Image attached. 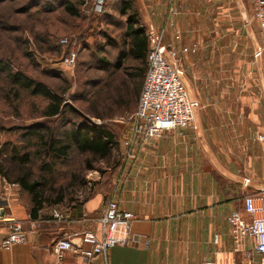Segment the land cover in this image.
<instances>
[{
	"label": "crops",
	"instance_id": "0c3cea01",
	"mask_svg": "<svg viewBox=\"0 0 264 264\" xmlns=\"http://www.w3.org/2000/svg\"><path fill=\"white\" fill-rule=\"evenodd\" d=\"M135 6L146 36L150 28L163 32L183 80L198 79L200 90L189 94L199 102L218 95L229 102L220 111L226 120L210 123L202 116L212 109L199 113V107L194 128L165 131L137 146L133 157L124 154L111 171L90 177L89 192L69 201L63 220L45 214L28 219V198L0 176V208L22 221L27 233L26 241L3 248L9 229L0 223V264H225L240 257L231 250L227 215L242 209L245 194L264 187V141L255 139L264 134V50L254 55L262 42L251 0H135ZM234 68L236 78L220 74ZM220 82L225 88L218 93L214 86ZM110 197L132 212V231L148 244L114 246L89 261L72 250L55 256L52 241L64 233L101 234L97 219ZM72 241L89 248L76 236ZM252 248L248 240L257 264Z\"/></svg>",
	"mask_w": 264,
	"mask_h": 264
},
{
	"label": "rangeland",
	"instance_id": "374dc122",
	"mask_svg": "<svg viewBox=\"0 0 264 264\" xmlns=\"http://www.w3.org/2000/svg\"><path fill=\"white\" fill-rule=\"evenodd\" d=\"M114 1L109 0L102 12L95 13L93 0H82L78 7L82 15L80 19L67 15L60 5V0H0V59L13 71L18 70L62 94L65 102L77 110L75 120L81 121L86 118L96 125L103 124L117 140L111 156L96 159L92 162L91 169L86 168L85 161L88 157L86 154L72 153L69 168L83 181L82 185L69 189L73 192L72 200L84 197L89 192L90 185L86 181L90 177L111 171V166L123 158L124 147L121 141L129 124L125 120L135 110L139 97L135 94L134 81L128 74L129 67L139 64V61L127 58L119 66L112 64L109 71L96 66L94 47L95 43H103L102 31L108 32L118 42L120 41L118 34L122 31L123 25L119 19L124 18L115 16L113 22L109 18L106 19L104 14L106 11L116 15L111 7ZM64 38H67L66 43L62 41ZM103 45L105 51L113 53L116 51L107 44ZM71 53L74 54V62L68 63L65 59ZM225 71L222 70L220 74L222 76L228 74L234 78L240 74L236 68ZM184 81L193 96L195 90H200L196 77V83L192 79ZM126 87H130V90L127 91ZM214 87V91L220 93L224 90L225 84L220 82ZM236 88L237 85H234L232 90L235 91ZM127 93L128 105L120 106L118 99ZM75 96L80 100H74ZM228 103L226 99H221L220 95L217 99H202L198 111L204 113L205 109H212L209 117L204 115L202 118L206 121L208 119L210 123L221 124L225 117L220 115V111ZM230 103L235 107L237 101L232 100ZM43 105V100L39 96H31L11 86L7 75L0 71V124L11 128L45 121L52 128H58L60 126L58 119L48 120L40 115ZM96 111L105 117H97L94 114ZM231 118L236 124L237 117ZM15 137L12 133L3 135L2 139L14 140ZM69 201L66 198L61 205L45 206L40 214L50 216L52 210L56 209L64 216ZM225 264H241V259L235 256Z\"/></svg>",
	"mask_w": 264,
	"mask_h": 264
},
{
	"label": "trees",
	"instance_id": "16d2710c",
	"mask_svg": "<svg viewBox=\"0 0 264 264\" xmlns=\"http://www.w3.org/2000/svg\"><path fill=\"white\" fill-rule=\"evenodd\" d=\"M108 1L104 3L101 12ZM81 2L82 0H60V5L67 15L81 19L78 8ZM111 7L116 15L105 11L106 19L115 22V16L124 18L119 19L123 25L118 34L120 41L102 31L103 43H95L94 47L96 66L109 71L112 64L119 66L124 59L139 61V64L129 67L128 73L134 81L135 94L139 95L147 69L148 39L145 27L140 23L135 0H115ZM103 44L116 51H105ZM0 71L7 75L11 86L43 100L42 117L60 121L58 128H52L45 121L11 128L0 124V176L9 183L18 184L21 193L28 198L31 218H38L45 206L60 205L66 198L72 200L73 192L69 189L82 185L79 175L69 168L72 153L86 154V168L91 169L92 162L96 159L111 156L117 140L103 124L96 125L86 118L75 120L77 110L65 102L62 94L56 93L45 83L18 70L13 71L2 59ZM129 88L126 87L127 91ZM128 96V93L121 95L118 104L128 105ZM77 99L80 100L75 96L74 100ZM94 114L100 118L105 117L99 111ZM12 133L16 136L14 140L2 139L3 135Z\"/></svg>",
	"mask_w": 264,
	"mask_h": 264
},
{
	"label": "built area",
	"instance_id": "2783aa9c",
	"mask_svg": "<svg viewBox=\"0 0 264 264\" xmlns=\"http://www.w3.org/2000/svg\"><path fill=\"white\" fill-rule=\"evenodd\" d=\"M107 0H93V10L99 13ZM254 18L258 23L262 48L254 55H260L264 50V0H251ZM163 32L147 30V69L143 78L136 108L125 120L128 127L124 131L121 143L127 150L128 157H133V150L139 145L160 137L165 131L177 128L195 127V113L200 107L198 99L192 97L182 78V73L174 59L175 52L168 51L162 41ZM67 42V38L62 39ZM74 62L71 53L65 59ZM257 141H264V134L256 135ZM250 178L242 179V186L247 187ZM1 201V198H0ZM31 219L30 214L27 215ZM52 217L63 220L64 216L56 209ZM134 216L131 211L121 209L118 202L110 197L106 200L102 213L97 221L101 234L97 235L89 229L73 234H65L55 238L51 244L52 253L61 257L66 250L81 253L86 260L95 256H106L107 251L114 246L148 244V239L132 231ZM230 226L231 250L240 255L244 264H253L252 253L247 249V241L253 244L252 252L257 255V264H264V187L257 193H247L243 196L242 209H233L227 215ZM0 223H7L9 232L1 241V247L9 248L14 243L26 241L27 233L22 221L5 214L0 208ZM72 235L80 239L81 244L89 246L82 249L73 243ZM217 238V237H216ZM203 264H216L214 261H204Z\"/></svg>",
	"mask_w": 264,
	"mask_h": 264
}]
</instances>
